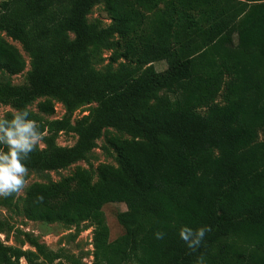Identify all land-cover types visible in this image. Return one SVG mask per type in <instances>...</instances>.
<instances>
[{
  "label": "trees",
  "instance_id": "1",
  "mask_svg": "<svg viewBox=\"0 0 264 264\" xmlns=\"http://www.w3.org/2000/svg\"><path fill=\"white\" fill-rule=\"evenodd\" d=\"M98 4L107 25L88 20ZM7 38L32 70L23 83L0 81V104L12 108L3 116L26 109L44 136L28 169L67 168L102 136L116 163L33 182L23 197H0L1 208L89 222L91 264H264V0H1L0 71L16 75L26 59ZM102 50L105 70L93 65ZM55 102L65 112L52 118ZM60 133L75 143L58 144ZM115 202L126 205L116 216L124 231L110 240L102 208ZM11 230L0 216V234ZM31 245L0 238V264H85Z\"/></svg>",
  "mask_w": 264,
  "mask_h": 264
},
{
  "label": "rangeland",
  "instance_id": "2",
  "mask_svg": "<svg viewBox=\"0 0 264 264\" xmlns=\"http://www.w3.org/2000/svg\"><path fill=\"white\" fill-rule=\"evenodd\" d=\"M1 1V0H0ZM88 20L93 22L99 20L102 25H107L111 22L108 14L104 10L103 4H98L92 8L88 15ZM8 41L13 43L23 54L26 59V67L23 72L16 75H9L0 71V81H11L12 83H23L26 80L27 74L32 70V64L30 58L22 50L20 43L12 41L7 38ZM110 50H102L99 56L93 60V65L96 69L105 70L110 63L109 56ZM156 70L161 71L166 68V63L158 61L153 63ZM117 63H113V67H116ZM37 101H35L30 108L36 110ZM95 103L83 106L77 109L73 118L80 117L87 114ZM12 110L10 106L0 104V117L5 112ZM65 112L64 106L55 102V113L54 117H61ZM76 141V136L73 134L60 133L57 138V143L63 146L73 145ZM97 147L94 148L86 157V159L79 160L78 162L70 165L67 168L50 171H37L29 170L28 176L26 177V187L33 182H49L57 181L62 177L70 174L74 171L76 166H83L86 168H96L99 163H112L115 164L113 155L107 154L102 146L105 143L104 136L98 139ZM93 180H96L94 176ZM20 197L25 195V188L19 193ZM21 202V201H20ZM106 222L109 227V239L114 240L123 233V227L117 221V213L119 211L126 210L124 203H107L103 206ZM0 216L6 217L12 225V230L6 236L5 233L0 234L1 240L7 244L22 246L23 249H34L31 245V239H35L38 243L46 244L53 250H59L63 253L73 254L76 257L82 259L85 264H91L92 262V237H93V226L89 222L80 224L78 228L72 223H47L44 221H33L27 219L23 215H17L6 211L0 207ZM21 263L25 264V261L21 259Z\"/></svg>",
  "mask_w": 264,
  "mask_h": 264
},
{
  "label": "clouds",
  "instance_id": "3",
  "mask_svg": "<svg viewBox=\"0 0 264 264\" xmlns=\"http://www.w3.org/2000/svg\"><path fill=\"white\" fill-rule=\"evenodd\" d=\"M29 116L28 110L19 109L12 112L11 119L0 117V143L7 148L6 152L0 149V197L7 198L13 193L18 194L26 187L29 169L25 161L30 159L27 154L44 147L40 124L29 119ZM6 124L8 127H5ZM204 231L205 229L195 230L196 242H188L193 251L199 240H202ZM160 236L157 233V237ZM199 264H203V257Z\"/></svg>",
  "mask_w": 264,
  "mask_h": 264
}]
</instances>
